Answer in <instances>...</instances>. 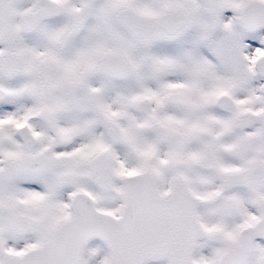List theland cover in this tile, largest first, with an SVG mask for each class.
<instances>
[{"label":"snow or ice","instance_id":"1","mask_svg":"<svg viewBox=\"0 0 264 264\" xmlns=\"http://www.w3.org/2000/svg\"><path fill=\"white\" fill-rule=\"evenodd\" d=\"M264 264V0H0V264Z\"/></svg>","mask_w":264,"mask_h":264},{"label":"rangeland","instance_id":"2","mask_svg":"<svg viewBox=\"0 0 264 264\" xmlns=\"http://www.w3.org/2000/svg\"><path fill=\"white\" fill-rule=\"evenodd\" d=\"M92 248H98L99 251L97 255L93 258V261L91 264H96V261H99L103 258V256L106 254L104 246L101 244V242L98 239H91L87 245L85 246V255L87 254V250H90ZM150 264H161V262H150Z\"/></svg>","mask_w":264,"mask_h":264},{"label":"water","instance_id":"3","mask_svg":"<svg viewBox=\"0 0 264 264\" xmlns=\"http://www.w3.org/2000/svg\"><path fill=\"white\" fill-rule=\"evenodd\" d=\"M94 238L98 239L102 243V245L104 246V248H105V250L107 252V246L104 244V242L99 237H94ZM94 238H92V239H94Z\"/></svg>","mask_w":264,"mask_h":264}]
</instances>
